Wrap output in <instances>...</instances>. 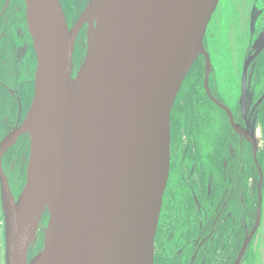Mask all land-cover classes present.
I'll use <instances>...</instances> for the list:
<instances>
[{
	"label": "water",
	"instance_id": "water-1",
	"mask_svg": "<svg viewBox=\"0 0 264 264\" xmlns=\"http://www.w3.org/2000/svg\"><path fill=\"white\" fill-rule=\"evenodd\" d=\"M217 3L89 0L69 28L58 0H24L36 69L28 113L0 143L5 264H154L170 113L194 62L207 59ZM83 26L85 55L73 73ZM209 71L206 61L205 88ZM244 78L245 70L242 86ZM21 134L30 150L15 199L1 157ZM260 204L259 194L257 219ZM44 214L43 247L29 259Z\"/></svg>",
	"mask_w": 264,
	"mask_h": 264
},
{
	"label": "flooded vegetation",
	"instance_id": "flooded-vegetation-1",
	"mask_svg": "<svg viewBox=\"0 0 264 264\" xmlns=\"http://www.w3.org/2000/svg\"><path fill=\"white\" fill-rule=\"evenodd\" d=\"M23 2L0 1V143L23 123L34 92L36 57L32 40L29 41L27 23V33L22 38L14 20L23 15ZM58 2L71 28L89 0ZM221 2L218 0L203 37L207 59L200 55L192 66L200 64L202 67L200 96L195 97L194 93L199 76L197 70L191 68L170 113L169 174L154 238V264H245L251 244L259 235L264 169L255 130L256 127L260 132L264 130V47L261 49L264 0H260L259 7L253 5L247 12L250 36L245 42V35L241 34L242 53L246 57L240 72L238 102L232 97L231 103L217 94V86L212 87L210 81L213 51L215 48L218 53L222 51L221 39L227 35L223 31L224 22L213 21L217 10L224 15ZM235 2L241 5L245 0ZM227 22L231 24L230 14ZM85 29L83 26L77 41L82 39ZM253 42H259L254 50ZM80 52H84V48ZM206 61L210 71L205 88ZM78 66L74 64L73 73ZM29 150V137L21 134L1 157L3 173L15 199L24 184ZM248 172L255 173L256 177L254 206L247 197ZM259 194L261 204L257 219ZM0 217V259L1 264H5V222L3 214ZM46 221L44 214L39 237L43 236ZM33 247L35 252L29 251V259L40 250L38 237Z\"/></svg>",
	"mask_w": 264,
	"mask_h": 264
},
{
	"label": "rangeland",
	"instance_id": "rangeland-1",
	"mask_svg": "<svg viewBox=\"0 0 264 264\" xmlns=\"http://www.w3.org/2000/svg\"><path fill=\"white\" fill-rule=\"evenodd\" d=\"M1 1V0H0ZM261 4L260 0H245L244 3L237 4L235 0H222L221 5L223 7L224 15L222 16L220 14V11L217 10V12L214 15L213 21L216 23L220 20H222L224 23V33L227 35L222 37L221 39V49L222 51H219L217 48L213 51V57H212V68H213V75L210 77L211 86L213 85L217 86V94H219L225 101L232 102V97L236 98V102H238L239 98V81H240V72L242 68V64L244 62V58L246 57L245 54L242 53V43L240 40L242 39L241 34L243 33L245 35V42L247 41V37L249 35L248 32V16L247 12L252 8L253 5L256 7H259ZM63 10V9H62ZM228 14H230V20L231 24H227ZM25 5L23 2V15L16 16L15 17V27L18 28V31H20L19 35L24 38V34L27 33L26 29V21H25ZM239 24V25H237ZM216 26V25H215ZM214 27V26H213ZM22 30V31H21ZM220 32V30H219ZM82 39H78L75 44L74 49V57H73V63L80 65L86 50V29L82 32ZM252 35V34H251ZM250 36V35H249ZM263 36V35H262ZM264 37V36H263ZM262 37V38H263ZM252 40V39H251ZM29 41L30 37H29ZM259 42H253L252 44V50H254ZM84 48V52H80V49ZM213 50V49H212ZM247 52V51H245ZM192 68V67H191ZM200 64H195L192 68V71H196V75L199 76L196 81V91L195 97L200 96V91L202 89V80H203V71L200 69ZM199 70V71H198ZM232 73V74H231ZM35 77V71L33 74V81ZM199 79V81H198ZM34 83V82H33ZM191 85V83H190ZM236 107V105H235ZM264 119V115L262 116ZM255 135L258 142V151L260 155V163L261 166H263L264 169V130L263 132H260V129L256 127ZM27 166V165H26ZM16 174H19L17 171H15ZM10 174V173H9ZM13 175V173L11 174ZM25 177H26V171H25ZM25 185V179H24ZM22 187V188H23ZM256 177L255 173L248 172L247 173V197L248 201L252 206L255 204L256 200ZM22 190V189H21ZM17 191V190H16ZM21 193V191H20ZM19 193V194H20ZM1 193H0V216L3 214L2 210V202H1ZM47 215V214H46ZM4 217V215H3ZM1 220V217H0ZM5 220V219H4ZM261 226L259 229V235L253 240L251 247L248 252L247 260L245 264H264V186H263V204H262V218H261ZM5 222V221H4ZM1 226V225H0ZM1 228V227H0ZM0 230V235H1ZM40 232V230H39ZM38 237L39 243H40V250L43 247V236ZM37 240V238H36ZM36 244V241L34 245ZM33 245V246H34ZM34 247H31L30 252L31 254H34L33 252ZM39 250V251H40ZM38 251V252H39ZM37 252V253H38ZM1 264V259H0Z\"/></svg>",
	"mask_w": 264,
	"mask_h": 264
},
{
	"label": "bare ground",
	"instance_id": "bare-ground-1",
	"mask_svg": "<svg viewBox=\"0 0 264 264\" xmlns=\"http://www.w3.org/2000/svg\"><path fill=\"white\" fill-rule=\"evenodd\" d=\"M82 29V28H81ZM80 32V31H79ZM77 37H78V35H77ZM77 37H76V41H77ZM75 44H76V42H75ZM40 229V228H39ZM39 231V230H38Z\"/></svg>",
	"mask_w": 264,
	"mask_h": 264
}]
</instances>
